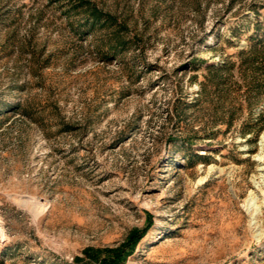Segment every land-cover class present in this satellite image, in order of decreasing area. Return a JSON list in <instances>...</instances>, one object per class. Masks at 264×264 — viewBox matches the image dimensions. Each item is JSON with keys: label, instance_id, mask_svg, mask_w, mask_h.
Wrapping results in <instances>:
<instances>
[{"label": "rangeland", "instance_id": "1", "mask_svg": "<svg viewBox=\"0 0 264 264\" xmlns=\"http://www.w3.org/2000/svg\"><path fill=\"white\" fill-rule=\"evenodd\" d=\"M93 1L114 56L115 26L0 0V264H72L150 218L125 264H264V0Z\"/></svg>", "mask_w": 264, "mask_h": 264}, {"label": "trees", "instance_id": "2", "mask_svg": "<svg viewBox=\"0 0 264 264\" xmlns=\"http://www.w3.org/2000/svg\"><path fill=\"white\" fill-rule=\"evenodd\" d=\"M65 13L68 16L74 15L75 23H72V28L78 32L88 34L90 29L96 26H115L116 28L108 34L110 46L108 55L110 53L114 56L117 53L118 46L124 44L121 32L123 25L119 23L117 17L110 12L104 11L93 0H61ZM113 41V42H111ZM115 41V42H114ZM262 45H253L250 49V55L245 59L246 63L255 66V69L264 72V54H262ZM113 51V52H112ZM210 68L221 69L222 66H215L211 63ZM253 87L258 86L259 82H250ZM19 108L23 114L30 115L28 108L20 104ZM152 225V218L144 227L132 228L125 239L113 246L104 247H87L84 249V256H75V262L72 264H125L128 256L134 252L136 246L142 237L147 233L149 227Z\"/></svg>", "mask_w": 264, "mask_h": 264}, {"label": "bare ground", "instance_id": "3", "mask_svg": "<svg viewBox=\"0 0 264 264\" xmlns=\"http://www.w3.org/2000/svg\"><path fill=\"white\" fill-rule=\"evenodd\" d=\"M253 193H254V195L252 194V196H250L247 199L246 208H247V210H249L250 215H252L254 217L257 214V212H259V207H261V205L257 202V200L255 198V192H253Z\"/></svg>", "mask_w": 264, "mask_h": 264}]
</instances>
